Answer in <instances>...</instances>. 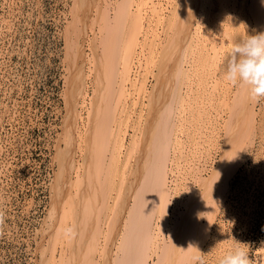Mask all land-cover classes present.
Instances as JSON below:
<instances>
[{
  "label": "bare ground",
  "instance_id": "obj_1",
  "mask_svg": "<svg viewBox=\"0 0 264 264\" xmlns=\"http://www.w3.org/2000/svg\"><path fill=\"white\" fill-rule=\"evenodd\" d=\"M80 1L85 5L84 13L90 20L87 6L91 1L96 2L94 5L103 2L78 0L79 4ZM217 1L224 7L228 0ZM205 3L211 6L212 0H180V3L178 0H117L112 22H107L109 17L106 6H103L104 10L98 18L102 31L92 34L93 43L99 39L101 45L96 44L92 49L95 52L88 57L95 83L90 97H86L84 74L81 75L85 60L82 46L77 41L81 30L72 27L74 36H71L72 40L69 39V53L75 83L68 91L72 113L65 126L66 145L60 158L64 174L56 178L58 181L54 185L52 199L51 208L56 217L47 223L50 243L44 252L45 261L49 264H195L202 242H206L214 216L223 203L228 180L242 162L239 140H248L254 128L256 100L249 97L242 84H236L231 90V83L223 79L227 50L234 39L245 37L244 21L253 25V34L264 32V0H248L239 8L238 0H232L230 13L234 21L224 27L221 24L222 49L216 50L212 44V55H207L200 64L190 62L189 68L183 69V53H186L187 41L196 28L194 21L197 23L200 20ZM170 12L173 14L168 15ZM168 18L174 30L161 45L160 59L155 62L153 52L156 48L150 45L144 48L140 43L153 39L154 45L158 44L161 37L154 34L153 27L160 31ZM205 34L210 41V34ZM183 71L189 83L186 94L189 99L193 100L194 87L197 91L203 90L204 96L194 100L193 104L191 101L190 106L202 105L201 114L221 104L228 115L220 121L219 115L213 117L212 114L208 116L203 113L207 134L211 133L205 140L207 149L197 142L191 148L187 145V160L176 164L172 149L175 150L177 141L175 121L182 116L180 107L183 103H180L182 99L177 83L183 78ZM149 77L153 81L150 89L137 88L141 84L139 82H149ZM125 94L131 100L143 96V100L134 102L140 109L146 108V117L140 123L139 135L133 134L127 147H124L125 158L119 171L120 150L126 144L123 137L117 134V118L112 116L113 119L109 121L107 116L111 112L115 115ZM86 98H90L88 106H85L88 121L83 126L84 135H81L75 122L79 118L76 107L78 103L83 106ZM124 109L125 106L121 107L122 111ZM193 110L194 107H191V112ZM196 118L198 121L201 117L198 115ZM220 123H224L227 132L224 131L225 139L213 164L208 150L216 134L215 126L222 127ZM74 137L80 140L78 144L75 143L80 148L79 158L72 153ZM250 141L248 144L241 142L244 144L242 146L251 144ZM72 171H75L74 180L70 177ZM118 172L120 178L115 191L117 205L112 204L109 210L111 218L105 231L102 214L109 208L108 192ZM68 225L75 227V234L71 237L62 233V229ZM100 236H103L102 245ZM93 246H96L95 251L91 250ZM261 261L264 262V254Z\"/></svg>",
  "mask_w": 264,
  "mask_h": 264
},
{
  "label": "rangeland",
  "instance_id": "obj_2",
  "mask_svg": "<svg viewBox=\"0 0 264 264\" xmlns=\"http://www.w3.org/2000/svg\"><path fill=\"white\" fill-rule=\"evenodd\" d=\"M116 1L103 0L96 5H94L96 2L91 1L86 11L91 17L90 20L84 13L85 5L82 1L79 4L78 0H0V264H49L45 261L44 252L50 243L47 223H51L56 217L51 208L52 199L54 185L64 174L60 166L62 165L60 158L66 145L65 126L72 113L69 109L68 91L75 83V72L71 67L69 53L71 46L69 39L72 40L73 35L71 29L74 26V30H81L77 40L82 46L85 58L81 75L84 74L85 92L87 91L88 95L86 97H90L95 83L88 57L91 52H95L92 49L96 44L101 45L99 39L93 43L92 34L102 31L100 29L102 23L98 18L104 10L103 6H106L109 17L107 22L114 20L113 7ZM247 1L238 0V8L242 4H247ZM231 4L232 0H228L223 7V4H219L217 0H212L211 6L206 3L203 5L201 9L203 12L199 11L200 20H197V23L194 21L196 28L189 36L186 53H183L185 55L183 60L187 64L183 62V69H188L190 62L200 64L199 62L202 63L207 55H212V44L215 45L216 50L222 49L221 24L224 27L225 24L234 21L230 13ZM172 14L170 12L168 15ZM169 21L171 20L168 18L165 26L157 27L162 28L160 31L153 27L154 34L161 37L157 41L158 44L154 45L153 39L140 43L144 48L148 45L156 48L153 52L155 62L160 59L159 52L167 41L166 38H170L174 30V25ZM252 28H254L252 24L244 21L245 36L253 34ZM205 33L210 34V41ZM239 39L241 38L232 42H237ZM229 42L231 43V40ZM117 46H115L116 50L119 49ZM229 47L231 48V45ZM97 50L101 51L98 48ZM151 77L146 84L144 81L139 82L141 84H138L137 88L141 90H144L143 87L149 88L153 83ZM184 77L183 71V78L181 77L177 83L182 99L180 103L183 105L180 107L181 119L175 121L177 141L175 150L172 151L175 153L176 164H182L187 160L188 147H193L196 142L204 145L205 140L208 139L207 135H211V133L207 134L205 114L208 116L212 114L213 117L219 115L220 121L222 118V120L226 119L228 115L221 104L204 110L205 114H200L201 110L203 111L202 105L190 106L191 101L193 104L194 100H200L204 96L203 90L197 91L194 87L193 100L189 99L186 95L189 83ZM230 85L233 90L235 85L232 83ZM130 91L133 92V89ZM88 99L90 98H86L87 102L83 106L78 103L76 107L79 118L75 122L81 135H84L83 126L85 127L88 121L87 107H85L88 106ZM139 100H143V96L131 100L129 95L125 94L115 115L111 112L107 116L108 120L113 119L112 116L117 118L115 126L119 132L114 133L119 134L120 138L122 136L126 144L120 150L119 171L125 158L124 147H127L133 134L139 135L140 123L146 117V108L140 109V106L134 102ZM173 101L175 104V100ZM79 102L81 103V99ZM124 106L125 109L122 111L121 107ZM191 107H194L192 112ZM254 110L253 138L250 137L253 131L249 134L252 142L250 141L251 144L245 147L241 142L248 144L249 139L239 140L241 144L238 141L241 145L239 147H242L240 149L242 162L228 180L223 203L214 216L206 242H202L195 264H218L219 257L237 241L244 243L241 246L246 247L252 264H264L261 261L264 254V98L255 101ZM198 115L201 117L198 119L199 122L197 118L194 119ZM223 124L220 123L222 127L215 126L216 134L213 133V144L208 150L213 164L219 157L222 140L225 139L223 137L226 134L224 131L227 132ZM246 126L243 128L245 129ZM74 138V144L76 142L78 144L80 140ZM74 144H71L72 153L77 157L80 148ZM203 147L207 149V146ZM74 172L72 171L70 176L73 180ZM119 178L120 172L112 179L113 187L108 192L109 208L102 214L104 218L102 226L105 231L111 218L109 210L112 204L117 205L115 191ZM102 184L106 185L105 182ZM99 240L102 245L103 236H100ZM95 248L96 246H93L91 250L95 251Z\"/></svg>",
  "mask_w": 264,
  "mask_h": 264
},
{
  "label": "clouds",
  "instance_id": "obj_3",
  "mask_svg": "<svg viewBox=\"0 0 264 264\" xmlns=\"http://www.w3.org/2000/svg\"><path fill=\"white\" fill-rule=\"evenodd\" d=\"M227 43V41H226ZM227 66L222 73L223 79L233 85L242 84L253 100L264 98V32L247 34L234 42L227 50ZM65 236L75 234L73 225L62 229ZM237 241L227 249L218 264H252L246 247Z\"/></svg>",
  "mask_w": 264,
  "mask_h": 264
}]
</instances>
